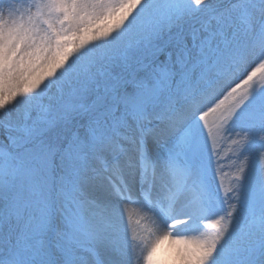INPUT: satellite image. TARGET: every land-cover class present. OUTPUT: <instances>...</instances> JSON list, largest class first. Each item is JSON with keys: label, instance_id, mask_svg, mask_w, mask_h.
I'll list each match as a JSON object with an SVG mask.
<instances>
[{"label": "snow or ice", "instance_id": "1", "mask_svg": "<svg viewBox=\"0 0 264 264\" xmlns=\"http://www.w3.org/2000/svg\"><path fill=\"white\" fill-rule=\"evenodd\" d=\"M264 264V0H0V264Z\"/></svg>", "mask_w": 264, "mask_h": 264}, {"label": "rangeland", "instance_id": "2", "mask_svg": "<svg viewBox=\"0 0 264 264\" xmlns=\"http://www.w3.org/2000/svg\"><path fill=\"white\" fill-rule=\"evenodd\" d=\"M158 253L159 254H157L156 258L159 260L160 264H173V262L170 259H168V251L165 252V254H162L161 252Z\"/></svg>", "mask_w": 264, "mask_h": 264}, {"label": "bare ground", "instance_id": "3", "mask_svg": "<svg viewBox=\"0 0 264 264\" xmlns=\"http://www.w3.org/2000/svg\"><path fill=\"white\" fill-rule=\"evenodd\" d=\"M170 247H171V241L165 240L160 244L158 252L165 254V252H167L170 249ZM158 252H157V254H159Z\"/></svg>", "mask_w": 264, "mask_h": 264}]
</instances>
